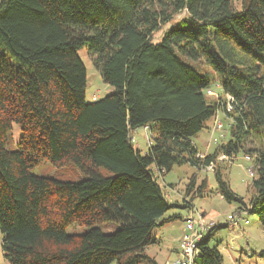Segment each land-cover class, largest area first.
I'll return each instance as SVG.
<instances>
[{"label": "trees", "instance_id": "16d2710c", "mask_svg": "<svg viewBox=\"0 0 264 264\" xmlns=\"http://www.w3.org/2000/svg\"><path fill=\"white\" fill-rule=\"evenodd\" d=\"M82 48L113 87L93 101ZM215 118H227L228 137L201 153L193 137ZM139 126L142 153L132 144ZM239 152L253 163L247 202L220 160ZM42 162L71 164L80 177L37 175ZM209 163L214 191L264 227V0L238 9L231 0H0V247L9 264H156L145 252L154 230L181 219L158 175ZM196 181L193 173L181 197L189 211L208 190L206 177ZM105 223L117 228L104 233ZM71 224L88 229L67 234ZM221 226L197 241L195 264L222 263L210 244Z\"/></svg>", "mask_w": 264, "mask_h": 264}, {"label": "rangeland", "instance_id": "374dc122", "mask_svg": "<svg viewBox=\"0 0 264 264\" xmlns=\"http://www.w3.org/2000/svg\"><path fill=\"white\" fill-rule=\"evenodd\" d=\"M231 1L235 8L238 9L240 7V0ZM158 35L159 33H157L155 37ZM78 55L86 67L85 100L93 101L111 93L113 91V87L102 80L99 71L93 64V61L87 50L84 48L79 49ZM212 90L218 92V87L215 86L212 88ZM208 92L209 95L214 96L213 91ZM228 123L229 122L226 118L223 119V125L221 124V128L224 126V129H222L225 130L224 137H228ZM206 124L208 126L211 124V121L207 120ZM217 130L218 129H216V131ZM131 135L133 137V146L139 149L141 153L146 151L148 140L144 127H137L133 130ZM19 136V125L14 123L10 130L8 144L15 146V143L19 140ZM208 138L209 134L203 131L201 135L193 137V140L197 143L199 149L202 151L204 150L205 142L206 139L208 140ZM221 159H225L227 164H230L226 170L225 179L228 181L232 190L238 195L242 196L244 201L247 202L252 193L250 183L252 179L251 175L253 174L248 172V168L253 165L252 161L249 158H246L242 152H239L231 163H229V160L226 158L220 157V160ZM33 172L37 175L53 177L60 180H78L80 177V173L71 164L56 167L48 162H42L33 169ZM193 173L197 175L196 184H198L201 179L206 177L208 185L206 195H203L202 197H193V213H195V215L200 214V217H202L207 222L211 221L213 224L215 223L222 225L221 227L215 229L213 236L210 239V244L217 245V248L222 254L223 259L221 264H264V260L258 256V251L264 248V227H262L259 223L257 216L253 213L243 211L241 213L242 219L239 223L228 221L227 216L229 214H233L236 204L234 202L225 201L218 193L214 191L216 182L212 170H197L188 164L174 165L170 171L161 177L158 175L159 182L163 186L165 195L170 193V197L167 198L168 201L175 205L178 203L180 204L179 206H176L172 209L173 211L179 213L181 219H176L169 225H161V228H156L154 230V234L156 230H160L161 232V236H159L161 237L160 242L147 246L145 248V252L152 258H155L157 264H170L171 261L178 257V250L176 252V250H173V248L179 245L178 239L181 237V235L187 232L185 229V218H187V216L190 214L187 207L181 206V197L183 195L185 185ZM169 187L170 189H167ZM244 220H247L248 223L245 224ZM97 226L104 233L112 232L117 228L116 223H105L99 224ZM87 229L88 227L86 226L71 224L67 226L66 233L81 234ZM0 264H9V262L2 255L1 247ZM110 264L117 263L113 261Z\"/></svg>", "mask_w": 264, "mask_h": 264}, {"label": "built area", "instance_id": "2783aa9c", "mask_svg": "<svg viewBox=\"0 0 264 264\" xmlns=\"http://www.w3.org/2000/svg\"><path fill=\"white\" fill-rule=\"evenodd\" d=\"M226 104V110L231 109V100L232 97L230 95L227 96ZM146 129V127L144 128ZM216 129H221V122L219 119L215 118L213 125L210 127V135L212 136ZM146 132V131H145ZM147 135V134H146ZM133 139V138H132ZM202 155V154H201ZM221 158H226L225 155H221ZM206 170H212L213 169V163H209L206 167ZM248 172L250 174L253 173L252 166L248 168ZM243 211H240L238 213L229 214L227 216L228 221H231L233 223H239L242 219L241 213ZM189 215L187 216L185 229L187 230L186 233L183 234L180 246L178 249V257L171 261L170 264H195L194 263V257L198 252L197 248V241L202 237L204 233L207 232L208 228L213 225V222L211 221H205L202 217L199 215H195L193 213V208L189 211ZM197 216V217H195ZM244 223H248L247 220H244Z\"/></svg>", "mask_w": 264, "mask_h": 264}, {"label": "crops", "instance_id": "0c3cea01", "mask_svg": "<svg viewBox=\"0 0 264 264\" xmlns=\"http://www.w3.org/2000/svg\"><path fill=\"white\" fill-rule=\"evenodd\" d=\"M222 115H223V113H221L220 112V114H219V119L221 120V118H222ZM212 123H213V120H211V124H209L208 126H207V128H205V129H203L202 131H200L196 136H199V135H201L202 133H203V131H205L207 134H209V138H208V140L206 139V142H205V146H204V150H200L199 149V147H198V145H197V147H198V149H199V151L201 152V153H204V152H206V151H212L213 150V148L216 146V143L220 140V138H221V136L222 135H224V132H225V130H223L222 128L224 127H222L221 128V130H217V131H215L214 132V134L211 136L210 135V127H211V125H212ZM222 125H223V123H221ZM208 130V131H207ZM196 143V142H195ZM197 144V143H196ZM169 186V185H168ZM166 189V188H165ZM167 189H170V187L169 188H167ZM172 190V189H171ZM166 196H167V198H169L170 197V193H168V194H166ZM200 213H202V212H200ZM186 219V218H185ZM171 222H169V223H167V224H165V225H169ZM161 228V227H160ZM159 236H161V232H160V230L159 231H157L156 230V232H155V237L157 238V242L155 243V244H157V243H159L160 242V239H161V237H159ZM182 236L183 235H181V237L178 239V243H179V245L178 246H176V247H174L173 248V250L175 249L176 250V252H177V250L179 249V246H180V242H181V239H182ZM146 251V250H145ZM178 253V252H177ZM153 256V255H152ZM154 260H155V258H154ZM156 262V261H155ZM156 264H157V262H156Z\"/></svg>", "mask_w": 264, "mask_h": 264}, {"label": "clouds", "instance_id": "9594fccd", "mask_svg": "<svg viewBox=\"0 0 264 264\" xmlns=\"http://www.w3.org/2000/svg\"><path fill=\"white\" fill-rule=\"evenodd\" d=\"M133 138V137H132Z\"/></svg>", "mask_w": 264, "mask_h": 264}]
</instances>
